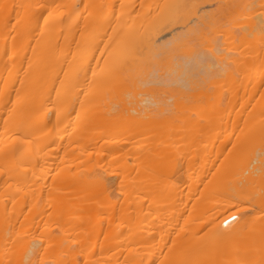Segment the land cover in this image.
<instances>
[{
  "label": "bare ground",
  "instance_id": "6f19581e",
  "mask_svg": "<svg viewBox=\"0 0 264 264\" xmlns=\"http://www.w3.org/2000/svg\"><path fill=\"white\" fill-rule=\"evenodd\" d=\"M0 264H264V0H0Z\"/></svg>",
  "mask_w": 264,
  "mask_h": 264
},
{
  "label": "snow or ice",
  "instance_id": "6c2138e0",
  "mask_svg": "<svg viewBox=\"0 0 264 264\" xmlns=\"http://www.w3.org/2000/svg\"><path fill=\"white\" fill-rule=\"evenodd\" d=\"M233 219H236V217H233ZM227 223H228V222L226 221V222H225V225H227Z\"/></svg>",
  "mask_w": 264,
  "mask_h": 264
}]
</instances>
